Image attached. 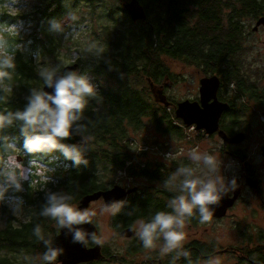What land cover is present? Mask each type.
Instances as JSON below:
<instances>
[{"label": "trees", "instance_id": "trees-1", "mask_svg": "<svg viewBox=\"0 0 264 264\" xmlns=\"http://www.w3.org/2000/svg\"><path fill=\"white\" fill-rule=\"evenodd\" d=\"M138 2L148 12L146 22L135 23L124 15L121 0H35L32 9L30 6L29 11L15 15L10 14L14 2L0 0V38L7 41L15 63V69L8 70L11 79L0 80V112L3 113L22 111L31 89L45 86L38 74L39 68H49V62L53 63L63 52L70 51L72 45H77L78 40L73 39L72 34L80 27L78 15L83 9H87L91 16L97 15L95 22H101V30L95 33L98 39L84 46L83 56L89 57L88 61L76 62L82 76L92 75L95 95L86 98L85 108L73 125L71 137L62 141L83 146V159L88 163L76 166L59 149L50 153H26L21 121H13L11 126L0 131V168L6 154L15 152L26 155V160L48 163L50 169L55 165L54 160L66 167V176L57 178L56 184L37 177L40 181L34 186L29 182L22 183L23 192L9 190L6 193L5 201L24 197L27 213L31 214L27 221L16 224L19 220L10 207L0 205V218L5 223L0 229V264H39L18 255H32L34 259L37 252L47 250L44 243L33 235L37 224L46 239L52 235V242L56 232L59 233L60 229H57L51 234L52 225L56 223L54 220L39 215L46 192L71 195L70 203L73 204L84 196L110 188L108 179L117 171L127 173L132 179L140 177L164 182L167 179L165 174L172 175L173 169L193 167L187 159L179 161V158H173L170 166L161 162L152 165L150 160L144 159L148 158L145 150L138 152L139 155L133 150L134 138L130 133L144 131L149 126L176 138L185 137L182 121L176 118L175 112L172 113L173 108L156 102L152 96L150 83L163 84L166 79L172 81L174 77L165 60L185 62L202 69L206 76H219L225 91H231V85L235 83L239 91L248 93V100L256 99L264 105V90L256 87L241 58L246 30L244 20L262 16L264 0ZM15 7L22 6L15 4ZM65 17L72 23L61 25ZM53 21L60 22L61 30H52ZM13 25L15 32L6 30ZM63 66L60 65L57 71L62 72L68 65ZM224 95L227 96L225 92ZM222 128L227 135L233 134V126L223 124ZM85 137L91 139L85 141ZM10 143L16 145L15 150L8 147ZM115 184L119 182H111L113 187ZM136 188L137 191L122 200L121 210L112 217L118 230L139 220L149 221L158 211H172L168 202L177 194L175 191L152 192V189ZM188 219L194 222V218ZM195 245L199 248L185 252L187 256L184 258L183 255L176 256L164 264H202L213 249L205 244ZM142 249L143 244H138L130 251ZM258 253L259 260L264 262V249ZM104 254L111 259L107 248ZM100 261L103 260L86 264ZM239 264L250 263L242 256Z\"/></svg>", "mask_w": 264, "mask_h": 264}, {"label": "rangeland", "instance_id": "rangeland-1", "mask_svg": "<svg viewBox=\"0 0 264 264\" xmlns=\"http://www.w3.org/2000/svg\"><path fill=\"white\" fill-rule=\"evenodd\" d=\"M12 2L14 3L10 6V14L15 15L18 12L19 14H22L32 9L35 0H12ZM15 4L22 7L16 9L17 7H15ZM30 6L31 8L27 10ZM8 10L9 7L7 8V11ZM78 16V20H80V27H77V30L72 34L73 39L78 40V43H76L77 45H72L70 51H67L66 53L63 52L61 56L53 60V63L49 62L47 64L49 68H55L56 72L60 65L66 66L73 63L77 64L76 62L82 59L88 61L89 57L83 56L84 46L87 47L94 39H98L95 33L101 30L99 27L101 22H95L97 15L91 16L87 9H83ZM263 16L264 14L262 17ZM252 21V18L244 20L246 30H244V51L241 54V58L244 61L243 63L246 66L248 74H250L251 78L254 80L256 87L264 90V28L260 29V31L256 34H251L252 26H254V21ZM70 23H72V21L67 17L63 18L61 21V25L63 26L69 25ZM80 28H82L81 31H79ZM165 62L169 67L171 74L174 76L172 81L166 79L163 81V84H160L165 86V95L167 98L175 103L184 100H195L198 98L200 79L205 77L202 69L176 60H165ZM86 64L89 65L88 62ZM77 73L81 75V71H78ZM85 77L88 78L91 84L93 83L92 75L88 73ZM169 82L173 84L171 88H167L169 86L167 83ZM254 108L255 103L250 100L247 101L242 109L238 108L237 113L240 114L238 118H240L239 120L241 123L236 122L237 124H232L231 126H233L237 132L246 133V138L242 143L236 144L234 147L227 148V153L223 152V143L218 136H208L205 133H201L202 131L196 132V128L193 129V126L187 128V126L185 127L183 124V121L178 118L177 119L182 121L181 123L183 124L182 131L185 135L183 139L158 132L155 126H149L147 128H150L149 130L146 129L144 131L141 130L139 132L130 133L131 137L134 138V148L136 149L133 150L137 155H139L138 152L145 150L148 158L146 157L144 159L146 161L150 160V164L152 165L157 162H161L170 166L173 163V158H179V161H185L187 159L188 163L190 165L192 164L193 168L196 169V175L204 176L206 170L203 169L202 166L198 168L188 159L187 155L191 149L198 148L200 152H207L208 154L214 155L220 159V174L224 178L225 187L229 189V191H233V180L236 181L234 189L239 186H244L245 184L243 177L244 162H241V160L236 157L237 152L246 153V157L249 155L251 157V165L258 167L257 170L260 172L259 174L264 177V155L262 154V149L264 147V105L261 109ZM171 111L172 113L175 112L174 109ZM243 126H246L247 130L245 131L243 129L242 131H239L238 129H241ZM169 153L173 156L171 155L169 158L165 159L166 155ZM230 153L235 154V156ZM16 155L17 154H12L11 156L16 158ZM22 156L25 161L21 164H23L25 169L29 171L30 175V181H23L22 183L29 182L31 186H34L35 183L40 181V179H36L37 177L45 180V176H57L58 178L66 176V167L61 163H57L56 170L51 171L43 164L39 165L37 161L26 160V155ZM133 164H135V162ZM173 170L175 171L176 169ZM123 175L125 174H123L122 171H117L113 174L108 179V187H110L108 189L113 188L111 182L115 183L118 181L119 184L115 185L127 190L129 188L132 189V187H138L139 189L148 188L152 189V192L156 190H165L162 181H151L146 178L137 177L133 178L132 181L129 182L128 177ZM170 175L171 174L169 173L165 174V177L168 178ZM52 178H54L53 182L56 184L57 181L55 179L57 178L51 177V179ZM49 180V178L46 179V181ZM126 183H128L129 186H127ZM22 201V205L17 209V212L14 215L19 220L16 224L27 221L31 214V212L27 213V206L24 197ZM4 204L8 205L11 212H13L16 205L20 204V200L9 199L8 201H5ZM259 204L260 203L258 201L254 200L253 195L245 192L243 197L239 199L235 207H233L225 217L214 218L206 223H201L199 218H197L194 222H190L189 219H186L185 228L183 230L185 233L183 246L191 242L193 239H199L202 236L203 240L207 242V244L212 243L215 250L219 251L215 257L211 260H204L202 264H209V261L214 262L217 260L219 261V264H239L242 259V253L235 255L234 253L225 252V250L230 248L243 250L244 246L247 245L246 235L248 234V231L251 244L253 246L259 245L260 240H258V235L264 232V211L260 208ZM79 205L78 201L72 204V206L77 209H79ZM103 205H105V201L103 198H100L91 202L87 209L96 210L97 215L92 218V223L96 225L98 229V237L103 240V244L100 246L104 249L107 248L112 257L111 259L107 258L105 260L104 258H101L99 260L103 261L95 264H144L146 261H150L151 259L161 260L163 261L162 264H164L168 261H172L177 256L176 252L162 254V239L156 241L154 247L151 249H145L143 247L144 249L136 252L130 251L133 246L142 244V242L136 235L134 238L132 237L130 239L123 237L121 232L130 227H133L136 230L138 227V221L130 227L118 230L113 225L112 217L114 215L100 214V209ZM196 214V210H194L193 216H196ZM4 225V221L0 218V229H2ZM249 226L251 229H248ZM57 229L59 228L57 224L54 223L51 228V234L56 232ZM51 237L52 235L47 238ZM90 244L96 245L92 242ZM18 255L20 258L27 259L31 262L39 264L43 262L41 259L42 252H37L34 259H32V255L28 257H26L23 253H19Z\"/></svg>", "mask_w": 264, "mask_h": 264}, {"label": "clouds", "instance_id": "clouds-1", "mask_svg": "<svg viewBox=\"0 0 264 264\" xmlns=\"http://www.w3.org/2000/svg\"><path fill=\"white\" fill-rule=\"evenodd\" d=\"M71 17V14H69ZM15 32V25L6 29ZM52 30L59 31L60 22H52ZM9 69H15L14 54L9 52L7 41L0 38V80L11 79ZM39 76L44 85L53 88L54 92H45L43 89H31L27 98L28 103L22 111L0 112V131L11 126L13 121H21L20 131L24 137L23 149L28 154L50 153L59 149L66 159L74 161L76 166L88 162L83 159V146L62 143L71 137L73 125L81 118L86 105V98L95 95L93 85L88 78L79 75L76 71H67L63 76L56 78V69L41 67ZM9 91L11 89H8ZM85 141L91 137H85ZM10 149L15 150L16 145L10 143ZM172 154L166 155L165 159ZM188 159L198 168L206 170L204 176L196 175V169L191 166L178 167L171 176L163 182V187L177 194L168 202L171 212L158 211L149 221L137 222L136 236L145 249L154 247L158 240L163 241L162 254L176 252L187 256L179 250L183 247L185 239V221L191 218L194 210L199 213L201 223L209 222L213 217L210 205L218 204L221 194L227 193L224 178L220 174L221 161L207 152H200L193 148L188 152ZM30 181L29 171L17 159L10 156L0 168V204L5 202L9 190L23 191L22 182ZM233 190L236 181H232ZM45 203L41 206L39 215L54 220L59 229L67 227L72 232L73 243L87 245L89 240L102 245L103 240L95 232H87L83 228L74 227L91 224L92 218L97 215L95 209H77L72 206L71 195L48 191L45 193ZM20 204L13 209L16 214ZM123 201L106 203L100 209V214L116 215L122 208ZM33 235L42 241L46 251L42 253L43 264H55L63 249L52 247V240L45 238L39 224L33 228ZM209 264H219V261H209Z\"/></svg>", "mask_w": 264, "mask_h": 264}, {"label": "water", "instance_id": "water-1", "mask_svg": "<svg viewBox=\"0 0 264 264\" xmlns=\"http://www.w3.org/2000/svg\"><path fill=\"white\" fill-rule=\"evenodd\" d=\"M126 11H128L133 21L145 20L146 14L143 6L137 0L131 1L124 5ZM261 25H264V16L259 19L258 23L254 27L257 30ZM78 64H72L66 66L62 72H56V78L63 76L67 71H77ZM221 85L220 79L217 76L204 77L200 80V97L202 104L200 105L196 101H182L175 105V116L183 121V124L187 127L195 126L197 130L204 131L207 135L211 136L218 134L223 141L224 147L229 144H240L245 140V134L239 133L234 137H229L224 131L220 130V120L225 111L228 110L227 104L221 103L217 100L216 94ZM152 91L155 96V101L164 104L166 107H171L172 104L163 95L162 90L159 93L156 92L153 83H150ZM45 92L53 93L54 89L47 86L43 87ZM213 103H210L211 100ZM264 155V147H263ZM137 191V188L124 189L119 186H114L111 189L105 191H98L87 196H84L79 202V209H87L91 202L103 198L106 203L113 201H122L126 199L130 194ZM240 191H236L234 196L230 198L228 192L221 194V200L218 204L210 205L209 208L213 212V218H222L227 215V211L234 205ZM74 227H80L87 232H95L98 236V229L93 223L79 225ZM136 230L133 227L127 228L121 232V235L126 238H132L136 234ZM90 241V240H89ZM55 248L63 249L61 255L58 256V262L61 264H83L88 262L97 261L102 258L101 246L96 245L92 248H88L87 245L81 243H73L72 232L65 227L60 229L59 234L54 240L53 246ZM227 252V250H225Z\"/></svg>", "mask_w": 264, "mask_h": 264}, {"label": "flooded vegetation", "instance_id": "flooded-vegetation-1", "mask_svg": "<svg viewBox=\"0 0 264 264\" xmlns=\"http://www.w3.org/2000/svg\"><path fill=\"white\" fill-rule=\"evenodd\" d=\"M131 1H134V0H121V5H122V13L126 16H129L132 20V17L130 15V13L128 11L125 10L124 8V5L131 2ZM138 1V0H137ZM144 12L146 14V19L145 20H138V21H133L135 23H139V22H146L148 20V12L147 10L144 8ZM262 16H259L258 18L256 19H253L254 21V26H252V29H251V34H256L260 31V29L264 28L263 26L264 25H261L257 30H254V27L256 26V24L258 23L259 19L261 18ZM252 21V22H253ZM212 76H217V75H212ZM212 76H206L205 77H212ZM219 79H220V82H221V85L217 91V94H216V98L219 102L221 103H224V104H227L229 106L228 110L225 111L221 117V120H220V130L223 131V128H222V125L223 124H226V125H235L237 124L236 122L238 123H241L240 122V118H238V116L240 114L237 113V110L238 108L242 109L243 106H245V104L247 103L248 100V93L245 92V91H239L238 90V87L236 86L235 83H232L231 87H232V90L231 91H225V89L222 87L224 85H222V81H221V78L219 76H217ZM202 79V78H201ZM200 79V80H201ZM169 86L167 88H171V86L173 84H171L170 82L167 83ZM165 84V85H167ZM154 86L156 87V92L159 93L160 90H162V93L163 95H165V86L164 85H160V84H157ZM199 89H200V85H199ZM224 92L227 96L224 95ZM152 96L153 98L155 99V96H154V93L152 91ZM165 97L167 98V96L165 95ZM168 100V98H167ZM255 103V108L254 109H261L263 107L262 104L258 103L256 101V99H252ZM186 101V100H184ZM189 101H196L198 102L200 105L202 104V101H201V97H200V90H199V96L198 98H196L195 100H189ZM213 99L210 101V103H213ZM171 104H172V108L174 109L175 111V105H177L179 102H173V101H169ZM182 102V101H180ZM237 120V121H236ZM247 130L246 126L242 127L241 129H238L239 131H242V130ZM200 131V130H198ZM239 133H244V132H237L236 129H233V134L231 135H228L229 137H234L235 135L239 134ZM206 134V133H205ZM245 134V138H246V133ZM209 136V135H208ZM211 136H218L219 135L216 133L214 135H211ZM220 138V137H219ZM221 139V138H220ZM222 140V139H221ZM223 142V141H222ZM236 146V144H229L227 145L226 147L223 146V152H226L227 153V148H231V147H234ZM231 152V151H230ZM16 159L19 163H24L25 159L24 157L22 156L23 154H20V153H16ZM19 154V155H18ZM231 155L235 156V154L233 153H230ZM262 154H263V151H262ZM11 155L9 154H6V157H5V160L3 161L2 165H1V168L4 166V163L5 161L8 160V158L10 157ZM236 157H238V159L241 160V162H244V180H245V184L244 186H239L238 188L234 189L233 191H228V194L230 196V198H232L235 194L236 191H240V196L238 197V199L236 200V202L234 203V205L232 207H230L227 211V214L228 212L233 208L235 207V205L238 203L239 199L241 197H243L244 193L247 192L249 193L250 195H253L254 197V200L258 201L260 204V208H262V210L264 211V177L261 176L259 173V171L257 170L258 167L256 166H252L251 165V157L248 155V157H246V153H240V152H237L236 154ZM1 163V162H0ZM38 164H43L44 166H46L47 168L50 169V166L48 163H41V162H37ZM54 163L55 165L51 167V171L52 170H56V167H57V160H54ZM53 165V163H52ZM51 177H56L58 178L57 176H45V182H53L54 178L51 179ZM49 178L50 180L49 181H46V179ZM57 181V179H55ZM135 187V186H134ZM133 188V187H132ZM130 189V188H129ZM1 206L4 205L3 204H0ZM196 216H192V218L195 217L194 221L199 218V213L198 211L196 210ZM227 216V215H226ZM214 219V218H212ZM248 229H251L250 226ZM60 232V230H59ZM59 233H57L54 237V240L55 238L57 237ZM250 236H249V231H248V234L246 235V241H247V245L244 246L243 250H238L236 248H230L227 250V252H230V253H234L235 255H238L240 253L241 256H244V258L250 263V264H264V262L262 260H259V253L261 251V249H264V232L260 233L258 235V240H260L259 242V245H255L253 246L250 242ZM54 240L52 242V245L53 246V243H54ZM91 241L88 242L87 246L88 248H92L96 245H93V244H90ZM195 244L197 245H207L208 247H211V249H213V252L210 256H207L208 258H205L206 260H211L213 257H215V255H217L219 253V251H216L215 250V247L213 246V244H207V242H205L203 240V237L201 236V238L199 239H193L191 242H189L188 244L184 245L180 252L182 253H185L187 251H191V249H198L199 246H196ZM101 253H102V258H106L105 254H104V248L101 247ZM185 255H183V258H184ZM240 257V256H238ZM107 259V258H106ZM188 259V258H187ZM155 261H158L159 264H162L163 261L161 260H158V259H152L151 261H146L144 264H150L152 262H155ZM55 264H61L58 262V258L57 260L55 261ZM83 264H86V263H83Z\"/></svg>", "mask_w": 264, "mask_h": 264}, {"label": "built area", "instance_id": "built-area-1", "mask_svg": "<svg viewBox=\"0 0 264 264\" xmlns=\"http://www.w3.org/2000/svg\"><path fill=\"white\" fill-rule=\"evenodd\" d=\"M188 128V127H187ZM196 127L195 126H193V129H195ZM196 130V132H201V131H198L197 129H195ZM204 131H202L201 133H203ZM205 133V132H204ZM123 174H125L126 175V177H128V175H127V173H124L123 172ZM125 175H123V176H125ZM125 178V177H124ZM128 179H129V182H131L132 181V178H129L128 177ZM127 184V186H129V184L128 183H126Z\"/></svg>", "mask_w": 264, "mask_h": 264}, {"label": "bare ground", "instance_id": "bare-ground-1", "mask_svg": "<svg viewBox=\"0 0 264 264\" xmlns=\"http://www.w3.org/2000/svg\"><path fill=\"white\" fill-rule=\"evenodd\" d=\"M185 127H186V126H185ZM134 237H135V236H134ZM134 237H133V238H134ZM130 239H131V238H130Z\"/></svg>", "mask_w": 264, "mask_h": 264}]
</instances>
